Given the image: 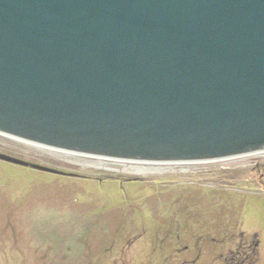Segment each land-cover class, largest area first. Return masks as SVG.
<instances>
[{
    "label": "water",
    "instance_id": "water-1",
    "mask_svg": "<svg viewBox=\"0 0 264 264\" xmlns=\"http://www.w3.org/2000/svg\"><path fill=\"white\" fill-rule=\"evenodd\" d=\"M0 134L137 163L264 153V0H0Z\"/></svg>",
    "mask_w": 264,
    "mask_h": 264
},
{
    "label": "rangeland",
    "instance_id": "rangeland-1",
    "mask_svg": "<svg viewBox=\"0 0 264 264\" xmlns=\"http://www.w3.org/2000/svg\"><path fill=\"white\" fill-rule=\"evenodd\" d=\"M0 264H264V153L137 163L0 134Z\"/></svg>",
    "mask_w": 264,
    "mask_h": 264
}]
</instances>
